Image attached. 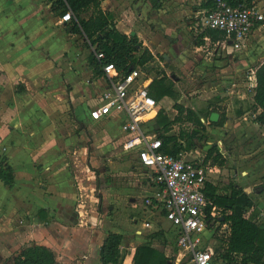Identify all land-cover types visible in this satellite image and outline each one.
I'll list each match as a JSON object with an SVG mask.
<instances>
[{
    "label": "crops",
    "instance_id": "1",
    "mask_svg": "<svg viewBox=\"0 0 264 264\" xmlns=\"http://www.w3.org/2000/svg\"><path fill=\"white\" fill-rule=\"evenodd\" d=\"M202 1L101 0V7L112 15L119 31L135 34L142 46L151 51L152 58L139 68L154 67L153 72L159 73L151 72L147 78L139 76V81L147 82L149 88L154 78L165 76L172 80L175 73L170 71L176 69L183 71L189 81L199 78L203 94L190 108L201 115L200 121L207 129L226 128L236 112L238 116L233 119V126L234 122L242 120L239 126L242 123L246 130L257 128L258 136L264 139V128L255 120L260 108L255 106L249 115L236 108L244 105L246 98L253 104L255 83L248 81L244 73L253 61L263 57L260 64L264 60V21L252 30L243 59L234 60L226 37L212 42L205 36L203 43H196L202 30H196L194 22ZM253 1L264 14V0ZM61 16L50 9L47 0H0V156L13 172L12 184H4L0 179V264H12L13 257L29 245L49 247L55 254V264L60 252L67 264L73 259L74 264H100V246L109 232L89 228L87 219L93 206L90 199L94 186L87 182L95 177L90 166L95 165V161L90 160L89 165L86 160H72L69 166L62 149L74 138L66 135L72 128L65 121L67 112L57 96L66 98L79 125L108 122L114 126L113 140L109 142L120 145L124 152L123 136L116 117L90 118L89 108L106 86L103 72L98 75L90 63L94 46L84 36L73 32L71 22L61 20ZM206 41L222 43L227 58L205 59L202 47ZM196 52L204 58L194 56ZM242 67H246L242 71L244 75L239 77ZM218 71L226 74L217 77ZM235 88L238 90L234 91ZM211 90H216L213 96ZM159 102L164 110L172 105L176 114L173 104L179 102L177 98L164 95ZM213 112L218 114L217 120L224 116L222 125L212 124L217 121L210 119ZM204 114L206 117L202 116ZM250 139L252 141L253 137ZM218 151L226 158L220 149ZM205 156L201 159L209 162V178L217 186L213 173L218 170V163H213L211 158L205 160ZM260 166L264 172V155ZM148 178L150 186L145 198L156 188L151 174ZM80 201L85 211L82 222H79L77 206ZM141 205L146 208L143 202ZM156 205L150 206L149 215L153 221H159L155 224L166 238L167 235L175 237L173 252H164L173 263L176 235ZM149 230L147 235L159 231ZM134 251L133 247L131 253H121L120 264H132Z\"/></svg>",
    "mask_w": 264,
    "mask_h": 264
},
{
    "label": "built area",
    "instance_id": "2",
    "mask_svg": "<svg viewBox=\"0 0 264 264\" xmlns=\"http://www.w3.org/2000/svg\"><path fill=\"white\" fill-rule=\"evenodd\" d=\"M205 2L207 0H203L196 10L195 29L213 28L224 32L233 52L244 49L252 30L264 21L260 6L253 0L237 4L229 0H212L209 7L203 6ZM61 20H71V12L66 11ZM96 56L103 58V53L97 52ZM102 72L106 86L89 108V116L93 120L116 117L124 152L132 154L139 166L150 169L156 188L145 198L144 205L150 207L156 203L172 225L177 245L173 263L227 264L223 253L231 233L230 222L226 219L230 211L217 205L205 193L207 183H211L209 162L188 158L186 152L174 155L162 150L161 138L156 130L149 128L161 105L150 94L147 82L139 81L135 69L122 74L112 63H107L102 66ZM246 74L248 81L256 85L255 69H248ZM77 206L79 222H82L83 201ZM139 222L138 234L161 229L155 224L159 221L153 219Z\"/></svg>",
    "mask_w": 264,
    "mask_h": 264
},
{
    "label": "rangeland",
    "instance_id": "3",
    "mask_svg": "<svg viewBox=\"0 0 264 264\" xmlns=\"http://www.w3.org/2000/svg\"><path fill=\"white\" fill-rule=\"evenodd\" d=\"M84 39L82 43L84 44ZM202 52L207 58L212 59H226V49L223 48L222 43H211L206 41L202 47ZM210 52V53H209ZM208 53V54H207ZM245 50L242 49L237 52H232V59L240 60L243 59ZM207 54V55H206ZM194 56L202 57L203 55L196 52ZM264 55V52H263ZM263 58V57H262ZM250 63L247 70L250 68L255 69L256 65L262 59ZM216 67H214L215 69ZM246 67H242L239 70V77L246 75L247 70L244 74L242 71ZM134 69L138 70V74L141 78H147L148 74L153 72L154 67L150 69L139 68L136 66ZM173 75L174 88L177 92V99L179 102L190 107L196 105V100L200 97L203 92L200 90L202 82L200 83L199 78L193 77L187 80V75L183 71L171 70ZM158 74L159 71L153 72ZM220 74V75H219ZM218 71V76L225 75ZM236 77V78H239ZM248 79V78H247ZM219 89V88H218ZM238 89L235 88L234 91ZM216 90H211L210 94L213 96ZM247 92V91H246ZM236 92H234L235 94ZM236 95V94H235ZM58 100L62 106L65 107L67 115L65 121L69 124V128L66 135H72L74 138L73 142L62 149L65 152V156L68 158L69 166L72 165V160L95 161V165H90L94 171V178L88 180V184L94 186L93 192V206L89 211L88 225L89 228H98L102 232L117 231L123 235V243L120 247L121 253L126 255L131 253L132 248L136 246L151 242L152 246L158 248L163 253L173 252L174 238L173 236L167 235V242H162L160 239H152L147 235L150 230L143 233L142 236H138L135 230L138 228L135 223L140 220H151L150 207L143 208L142 202L144 203L145 196L147 194V188L149 184L150 169L143 168L136 164L132 154L123 152L122 147L116 143L109 142L113 140V134L115 133L114 126H111L108 122H89L87 125L78 124L77 116L73 114V109L69 108V104L65 97L58 95ZM248 99H245L244 105H238L237 109L240 108L242 113L247 112L251 114L255 105L250 103ZM238 103V102H237ZM236 103V105H237ZM163 106V104H161ZM169 107V108H168ZM171 106L165 108V113L171 118L175 110ZM243 108V109H242ZM73 112V113H72ZM201 116V115H198ZM206 117V114L202 115ZM238 114L235 112L234 116H231V122L233 119H237ZM76 119H75V118ZM249 119V118H248ZM242 120H238L240 123ZM80 122V121H79ZM229 123V126L223 129L208 128L203 125L195 126L194 123L186 122L184 126L188 131L192 130L193 126L200 129L198 135L194 139V144L187 150L188 158H203L207 154L210 147L216 148L212 153V156L219 152L218 149L224 154V164L222 166L217 165L216 171L213 173V180L218 186L220 193H225L229 190V184H235L247 192L249 196L255 201L257 205L256 220L259 222L264 221V172H262L260 162L264 155V139L259 137V130L257 128L246 130V128L237 122ZM151 130H156L160 133L161 130L157 129L155 121L149 125ZM179 126L173 125L169 134L178 135ZM249 134L252 136L249 137ZM253 137L251 141L250 138ZM263 141H262V140ZM107 142L101 144L102 142ZM183 144L186 141L178 139ZM2 147H0L1 150ZM85 161V162H86ZM235 162V163H234ZM237 162V163H236ZM94 218V219H93ZM91 219H93L91 221ZM138 221V223H140ZM104 224V227L102 226ZM94 226V227H92ZM93 230V229H92ZM146 234V235H145ZM101 235V234H100ZM61 253H58L59 258L56 264H67L63 261ZM74 259L70 264H74ZM126 264V263H125Z\"/></svg>",
    "mask_w": 264,
    "mask_h": 264
},
{
    "label": "trees",
    "instance_id": "4",
    "mask_svg": "<svg viewBox=\"0 0 264 264\" xmlns=\"http://www.w3.org/2000/svg\"><path fill=\"white\" fill-rule=\"evenodd\" d=\"M50 9L58 15L66 11L71 12V30L84 36L92 45L89 60L94 71L100 75L102 66L112 63L117 72L129 74L136 66H142L152 58V53L147 47H143L138 37L127 35L119 31L113 22L112 15L101 7V0H47ZM232 4L241 2L250 3L251 0H229ZM212 0H207L203 6L209 7ZM207 36L212 42L225 38L224 32L205 28L196 38V43H203ZM102 52L103 58H97L96 53ZM255 81L253 104L260 108L255 120L264 128V60L255 68ZM150 94L159 101L164 95L177 97L173 81L162 76L154 78L149 86ZM173 107L176 114L169 118L161 108L155 118L158 133L162 140V150L166 153L177 155L183 150L189 149L194 144V139L200 129L204 128L196 112L182 103L175 102ZM194 123L192 130L188 131L184 123ZM224 116L219 117L215 125H222ZM179 126L178 135L169 134L173 125ZM178 139L186 141L185 144ZM216 148L208 149L205 160L211 158L213 163L222 165L224 159L221 153H212ZM0 179L4 184L13 183L11 167L3 163L0 156ZM229 190L225 193L218 192V187L207 183L205 193L219 206L229 210L226 219L230 222L231 233L228 239V247L223 253L227 258V264H264V221L256 220L257 205L247 192L236 184H229ZM150 238L160 239L165 242L166 235L161 231L148 234ZM123 235L119 232L109 231L100 246V264H120V244ZM132 264H173L168 261L164 253L152 246L151 242L136 246ZM54 252L45 245H29L22 248L12 259V264H55Z\"/></svg>",
    "mask_w": 264,
    "mask_h": 264
},
{
    "label": "water",
    "instance_id": "5",
    "mask_svg": "<svg viewBox=\"0 0 264 264\" xmlns=\"http://www.w3.org/2000/svg\"><path fill=\"white\" fill-rule=\"evenodd\" d=\"M217 117H218V114H217L216 112H213V113H211V115H210V119H211L212 121L217 120Z\"/></svg>",
    "mask_w": 264,
    "mask_h": 264
}]
</instances>
